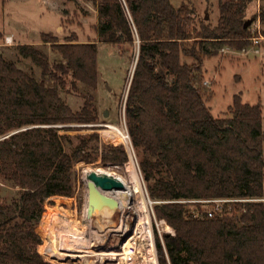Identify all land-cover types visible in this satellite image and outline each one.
<instances>
[{
	"label": "trees",
	"instance_id": "trees-1",
	"mask_svg": "<svg viewBox=\"0 0 264 264\" xmlns=\"http://www.w3.org/2000/svg\"><path fill=\"white\" fill-rule=\"evenodd\" d=\"M84 1L96 6L97 40L81 43L73 34L61 42L42 34L43 45L61 55L57 63L34 45H17L18 55L41 70L40 79L0 52V138L15 132L0 140V264H51L39 252L40 222L47 204L71 207L74 166L99 156L104 163L129 161L123 146L100 147L93 96L73 111L59 87L66 89L70 79L72 90L80 84L96 90L98 43L132 46L136 37L126 122L155 215L175 232L164 234L163 244L156 238L159 264H264L263 204L239 205L246 209L240 216L208 218L199 205L182 203L264 197L262 105L235 95L224 117L215 118L202 87L205 58L224 46L243 51L259 37L252 25L245 28L256 0H219L215 28L197 26L196 10L175 8L171 0ZM252 19L264 25V8ZM4 186L18 188L19 196H3Z\"/></svg>",
	"mask_w": 264,
	"mask_h": 264
},
{
	"label": "rangeland",
	"instance_id": "rangeland-1",
	"mask_svg": "<svg viewBox=\"0 0 264 264\" xmlns=\"http://www.w3.org/2000/svg\"><path fill=\"white\" fill-rule=\"evenodd\" d=\"M0 0V32L4 37L0 39V52L9 59L14 60L19 67L30 70L37 79L41 78V70L36 67L30 59H24L18 55L16 45L30 44L41 49L49 57L51 63L60 62L61 55L55 53L49 45H43L42 34L52 33L59 41L64 42L68 37L75 34L79 41H92L96 39L95 26L98 23V13L96 6L92 2L84 0ZM213 6L210 8L209 17L210 25L215 28L218 25L220 11L217 1L211 0ZM173 4L178 7L180 4L177 0H173ZM254 4L249 7L246 18L252 20L257 15L254 10ZM264 8L262 3L260 10ZM257 10V9H255ZM259 10V11H260ZM206 15L197 18V26L205 22L203 18ZM256 26L259 31H253ZM252 32L259 33L264 31V25L260 22L252 24ZM5 36H12L14 41L7 43ZM264 38V37H263ZM97 40V39H96ZM83 43V42H81ZM246 49L244 55H232L231 53H222L224 57L217 56L203 61L202 67L205 72L202 87L204 89V99L206 106L215 118L224 117L228 108L233 104L234 96L240 95L243 102L250 105L261 104L263 110V130H264V45L262 40L260 44L255 45L254 42ZM139 40L136 37L134 45L113 46L110 44H100L98 46V68L99 81L96 90H92L84 84H80L78 90H72L70 79L66 89L59 91L66 101L67 105L73 111H79L84 104L88 94L93 96L94 102L98 108L101 123L96 124L97 131L100 136V147L110 144L113 146H123L124 140L112 139L107 136L105 131L108 130L104 125H114L128 131L126 116V105L124 96L127 91V97L132 80L136 62L139 55ZM188 47L192 43L187 44ZM259 46V47H258ZM211 49L217 47L210 45ZM228 52V51H227ZM220 54V53H219ZM184 63L191 64L192 58H183ZM52 85L57 86L55 83ZM69 90V91H67ZM108 115L105 116V113ZM74 133L87 134L90 130H77ZM129 132V131H128ZM106 134V135H105ZM105 135L106 137H104ZM112 135V134H108ZM112 137V136H111ZM78 142H75L77 144ZM125 149V147L123 146ZM103 150V149H102ZM126 151V149H125ZM133 159L141 176L143 187L149 202L153 218V233L156 255L158 260V252L156 247V238L164 243V234L169 230H165V226L158 220L154 212V203H151L147 183L139 166V158L133 151ZM129 156V155H128ZM124 165L104 163L102 157L99 156L98 161L90 165L76 164L74 166V194L67 198L71 203V207L64 208L60 206L58 210H52L47 204V211L44 214L40 226L42 228L43 243L39 247V252L51 264H116L113 260L108 259L102 253L111 251H120L129 235L133 232L134 227L139 222L141 215L138 203H133L126 212L118 210L112 215L100 214L92 218L90 225L85 220V209L87 205L88 190L86 184L82 181L85 170H104L114 176L128 177L127 164ZM2 195L7 198H15L19 196V189L10 186L2 188ZM60 217H67L78 229L84 234V240L87 244L91 243L90 254L80 262H57L54 244L55 241L64 236L67 238L62 229L65 220L59 221L56 225L54 220ZM98 219V220H97ZM96 221V222H95ZM111 222V223H110ZM61 223V225H60ZM128 224L130 233L125 235V226ZM120 225L122 227L120 228ZM61 226V227H60ZM104 227V229H103ZM167 231V232H166ZM52 252V253H51ZM98 254V255H97ZM103 257V258H102ZM159 264V260H158Z\"/></svg>",
	"mask_w": 264,
	"mask_h": 264
},
{
	"label": "bare ground",
	"instance_id": "bare-ground-1",
	"mask_svg": "<svg viewBox=\"0 0 264 264\" xmlns=\"http://www.w3.org/2000/svg\"><path fill=\"white\" fill-rule=\"evenodd\" d=\"M110 127L113 133L111 131H105V133H107V136H109L111 139L124 140V142L126 141V134L121 128L114 126V125H110ZM108 134H112L111 135L112 137ZM130 159H131L130 162L127 164L128 177L125 178L123 176H117V175L114 176L109 172H106V171L104 172V170L102 171V170L87 169L85 171L86 183L88 182L87 180L88 174L91 171H95L100 174L106 173L108 175L114 176L115 178H117L124 184L123 189L113 191V192H107L106 195L118 201L119 203L118 210L122 212H126L128 209H130L133 203L134 204L138 203L140 210L143 213L140 217V220L138 223V229H137L138 236H137L136 244H137L139 253H138L137 261L135 264H158L155 243H154L153 218H152L151 210L149 207L150 204L148 202V199H147L144 187H143V183L141 180V176L139 174V171L137 169L133 156H131ZM87 203H88V198H87ZM87 206L88 205H86V209H85V218H86L85 222L88 225H90L89 223H91L90 221H92V218L89 217L87 214ZM101 214L112 215L113 213L112 211L106 209ZM162 224L165 226V230L171 229V227L168 226L167 224L165 223H162ZM63 227H66V228H62V231L65 230L64 235H66L67 237H70L71 236V230H69L70 226L65 224ZM81 235L84 236L83 233ZM77 238H78V235H77ZM70 239L71 241L69 240V238L67 240L66 237L61 236L55 241L54 250H55L56 255L64 257V256L70 255L69 252H73V250L75 251V249L77 248L76 247L77 241L75 240L73 241L71 237ZM65 240H67L66 244H65ZM91 246H92L91 243H89L88 247L86 246L84 247L86 249V253L90 254L89 252L91 251L89 248H91ZM61 249H64L65 252H62ZM102 255H104V253H102ZM70 256H75V255L71 254Z\"/></svg>",
	"mask_w": 264,
	"mask_h": 264
},
{
	"label": "built area",
	"instance_id": "built-area-1",
	"mask_svg": "<svg viewBox=\"0 0 264 264\" xmlns=\"http://www.w3.org/2000/svg\"><path fill=\"white\" fill-rule=\"evenodd\" d=\"M259 27L256 26V28L253 31H259ZM264 38L262 36L259 37H255L253 38V42L255 45L260 44L261 40H263ZM6 42L7 43H12V38L11 37H6ZM131 83V81H129ZM124 99L127 100V91L125 93ZM125 105H126V101H125ZM125 112V109H124ZM108 130L111 129L110 125H104ZM123 131L126 134V141L123 142V146L126 149V152L128 153L129 157L131 158V156H133V144L129 135V132L126 129H123ZM104 137H106L105 135H103ZM112 140V139H111ZM86 171V170H85ZM85 171L83 173L82 176V181L84 182V184H86V179H85ZM151 203H154L152 200L150 201ZM182 203H190V204H197L201 207L202 211L204 212V214L208 217V218H216V217H231V216H240L241 214H243L244 212H246V209L243 208H239V205H245L247 203H261L264 205V197L261 198H212V199H201V200H192V201H185ZM65 221L63 222V224L65 225H69L71 230V238L76 242V249L75 251L73 250V252H69L70 255L74 254L75 256H58L56 254H52V255H56V259L58 260L57 262H80V260L82 261L84 258H86L89 254L86 253V249L84 248L85 246L88 247L89 245L87 244V240H84V236L81 235V232L79 230H75L74 229V224H72L71 220H67V217H62ZM139 223V222H138ZM138 223L136 224V226L133 229V232L129 235V237L127 238L126 242L123 244V246L121 247L120 251H111V252H106L104 253V255H106V257H108V259L113 260L114 262H116V264H135L137 261V256H138V247L136 244L137 241V229H138ZM161 223H165L167 224L164 220L161 221ZM61 225V223H60ZM61 227V226H60ZM122 227V225H120V228ZM66 228V227H63ZM73 228V229H72ZM59 231H62V229L60 228ZM74 232V234H73ZM125 235H127L128 233H130V228L128 226V224L125 226ZM81 236H80V235ZM165 234H171V235H175L174 230L171 228L168 233ZM78 235V238H77ZM70 237H67V240L69 238V240L71 241ZM65 240V244L66 241ZM62 252H65L64 249H61ZM52 253V252H51Z\"/></svg>",
	"mask_w": 264,
	"mask_h": 264
},
{
	"label": "water",
	"instance_id": "water-1",
	"mask_svg": "<svg viewBox=\"0 0 264 264\" xmlns=\"http://www.w3.org/2000/svg\"><path fill=\"white\" fill-rule=\"evenodd\" d=\"M252 23L253 19L248 20L245 24V28L251 26ZM107 115L108 112L105 113V116ZM14 133L15 132H12L3 138H7ZM3 138H0V140ZM87 180L88 182L86 183V187L88 190V216L94 218L100 215L106 209L112 211V213H116L119 208V203L114 198L106 195V193L121 190L124 188V184L114 176L108 175L106 173L100 174L95 171H91L88 174Z\"/></svg>",
	"mask_w": 264,
	"mask_h": 264
},
{
	"label": "crops",
	"instance_id": "crops-1",
	"mask_svg": "<svg viewBox=\"0 0 264 264\" xmlns=\"http://www.w3.org/2000/svg\"><path fill=\"white\" fill-rule=\"evenodd\" d=\"M79 1V0H78ZM77 1V2H78ZM178 1V3L180 4L178 7H176L174 4H173V0H171V4L175 7V8H179L180 6H182L183 4H186V5H189V6H191V7H193L195 10H196V14H197V18H200L201 16H204V15H206V18H203L204 19V21L206 22V23H208V24H210L209 22H210V17H209V12H210V8H211V6H213V3H211V0H177ZM215 1H217V5H218V8H219V0H215ZM80 2V1H79ZM78 2V3H79ZM262 3H264V1H262V0H256V1H254L253 3H251L249 6H248V9H249V7L251 6V5H255L254 6V10H252L251 12H253V11H256L257 13L256 14H259V10H260V7H261V5H262ZM247 9V10H248ZM255 9H257V10H255ZM247 13V12H246ZM248 14V13H247ZM98 15V14H97ZM1 33V32H0ZM2 34V38L4 37V34L3 33H1ZM6 37H11L12 38V36H5V38ZM264 37V36H263ZM96 39H97V37H96ZM95 38H93L92 39V41H94V40H96ZM14 41V39L12 38V42ZM81 42H83V43H85V42H88V41H81ZM100 44H103V43H100ZM262 45H264V39L262 40ZM17 46V45H16ZM98 46H99V43H98ZM259 47V46H258ZM246 49H248V51L247 52H249V50L251 51V50H254V52L255 53H258L259 51H258V48L257 49H250V48H246ZM246 49H244L243 51H237V50H235V49H232V48H230V47H227V46H224V47H222L220 50H219V55H217V56H220L221 55V57H224V55H222V53H231L232 55H236V56H238V55H244V54H246L247 52L245 51ZM228 51V52H227ZM217 56H215V57H217ZM213 58V57H212ZM206 59H211V58H205L204 60H206ZM202 69H203V67H202ZM204 71V70H203ZM205 73V72H204ZM204 77H205V75H204Z\"/></svg>",
	"mask_w": 264,
	"mask_h": 264
}]
</instances>
